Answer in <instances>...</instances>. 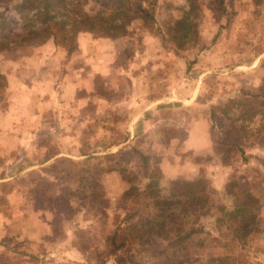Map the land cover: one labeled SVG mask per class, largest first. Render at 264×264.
I'll use <instances>...</instances> for the list:
<instances>
[{"label": "rangeland", "instance_id": "rangeland-1", "mask_svg": "<svg viewBox=\"0 0 264 264\" xmlns=\"http://www.w3.org/2000/svg\"><path fill=\"white\" fill-rule=\"evenodd\" d=\"M195 1L200 43L194 47L178 48L169 34L189 2L158 0L153 25L134 21L127 35L114 39L112 51L103 50L116 52L115 72L104 69L103 78L92 72L90 83L89 72L73 80L82 97L90 87L94 95L110 101L94 122L88 116L75 124L56 120L67 130L62 126L57 134L48 128L36 130L38 123L22 100L26 97L28 102L35 95L14 97L15 87L8 85L0 66L6 82L0 89V129L12 122L9 126L31 134L27 146L34 144L40 159L58 146L74 155L27 172L18 170L23 160L14 167L16 181L0 182V264H116L101 251L119 222L123 223L119 233L132 246L144 244L149 249L139 264H264V117L256 116L247 125L257 132L255 140L243 146L247 162L237 147L214 140L222 128L211 131L207 118L211 104L222 105L238 88L264 93V0ZM16 4L0 3V43L6 45L1 46L0 64H6L5 59L20 61L32 48L47 47L49 42L50 49L64 51L62 70L65 65L82 68L79 39L98 36L78 33L69 53L53 38L17 45L13 40L25 12ZM94 8L92 3L84 6L88 12ZM80 41L81 48H89V38ZM102 83L116 87L107 90ZM86 107L89 113V103ZM49 124L53 127L55 121ZM154 177H160L163 188L167 185L163 179L198 180L196 198L162 206L158 192L145 189ZM219 178L224 183L216 187ZM231 181L240 185L228 191ZM131 186L139 190L131 192ZM245 201L252 203L258 217L243 230V239L235 241L227 232L223 211ZM24 206L45 211L44 217L23 215ZM172 216L181 218L184 231L199 226L203 230L181 243L175 241L168 220Z\"/></svg>", "mask_w": 264, "mask_h": 264}, {"label": "trees", "instance_id": "trees-1", "mask_svg": "<svg viewBox=\"0 0 264 264\" xmlns=\"http://www.w3.org/2000/svg\"><path fill=\"white\" fill-rule=\"evenodd\" d=\"M11 1H16V9L19 8L25 12L22 15L23 24L16 39L13 40L15 44L29 45L53 38L60 41L68 53L75 47V43H72L80 32H89L99 38L116 39L127 35L128 28L134 21H142L144 25L150 27L155 23L154 14L158 2V0H0V3ZM187 1L189 9L169 28L170 37L177 43L178 48L190 45L194 47L200 43L198 25L193 17V11L197 4L195 0ZM259 1L254 0L255 3ZM87 3H92L96 8L89 12L86 11L84 6ZM1 46L6 45L4 42L0 43V50ZM202 48L203 45L200 49ZM5 85V76L0 72V89L5 88ZM208 110L207 118L211 122L210 130H215V126L222 128L220 136L213 139L223 146L237 147L241 152L243 162H247L248 158L243 148L255 140L257 133L250 130L247 125L256 116L264 117V93H253L247 89L238 88L233 95L224 100L222 105L211 104ZM223 119H226L227 123ZM214 133L212 136L215 135ZM160 180V177L150 178L145 189L158 192L159 202L164 204L162 206L176 201L182 202L181 198L191 199V201L196 198V188L200 181L180 178L163 179L167 182L163 188L160 186ZM236 184V181H231L227 186L228 191ZM239 185L237 184V186ZM137 190L139 189L135 186L129 188L131 192ZM248 195L252 197L250 193ZM137 196L138 194H136ZM257 214L249 201L237 202L225 208L223 219L231 238L241 241L245 235L243 230L249 223L257 220ZM168 220L173 225L175 241L180 243L191 237V234L203 230V227L199 226L184 231L181 218L172 216ZM122 224L119 222L117 228L105 238L104 249L101 253L106 257H112L116 264L125 261L139 264L141 258L149 253V249L144 244L132 246L125 237L121 236L119 226ZM150 254L152 255L153 252Z\"/></svg>", "mask_w": 264, "mask_h": 264}, {"label": "crops", "instance_id": "crops-1", "mask_svg": "<svg viewBox=\"0 0 264 264\" xmlns=\"http://www.w3.org/2000/svg\"><path fill=\"white\" fill-rule=\"evenodd\" d=\"M87 38H89V48H81L80 46H82L83 42L80 40H87ZM114 41V39L105 37L93 38L91 34H89V37H81L79 39L80 46L78 48V52L80 58H78V60L80 63H83L82 68H71L70 65H65L66 70H62L63 59L61 60L60 54L64 51L58 47L50 49L48 46L49 42L46 43L47 47L38 46L32 48L29 53H27L29 56L20 59V61L13 62L5 59L7 65L2 63L0 64L6 76L8 85L15 87L14 97H22L24 94L35 95V98L32 96L28 97V102L25 101L26 97L22 98V100L31 110L30 112L27 110V113L29 115H34L36 123H38V126L36 125L35 127L36 130H42L45 132L48 128L50 133L57 134V127L62 126L61 128L64 130H67V128L65 125H56V120L61 122H76L80 118L84 119L88 116L89 120L94 122L96 119L101 118L108 108V106L104 105L110 104L108 98L100 95L99 93L94 95L90 87L89 94L82 97V93L77 89V84H75L76 82L74 83L73 80L76 81L79 74L83 75L89 72L90 83L92 72L102 78L103 76L101 73L104 69H107V73L110 74L115 72V59L117 58L116 52L113 51L112 53H103V50L112 51L115 47ZM88 49L89 55L87 51ZM73 60L74 58L72 56L69 58L68 62L72 63ZM54 70L58 71V75L52 76V72ZM104 84L105 86L103 83L102 86H104L107 90L116 87L114 85L109 86L107 83ZM16 100H19V98H16ZM153 101L156 102L157 100L154 99ZM149 102H152V100ZM88 103L89 107L92 108L93 106V109L95 110L93 111L95 113H91V108L89 113L86 111ZM94 114L99 115L100 117L95 116ZM43 121H45V123L55 121V125L53 127H51V124L49 123L46 125L44 123L42 125ZM75 122H73V124H75ZM9 125H12V122H8L5 128L0 129V136L2 134V137H0V164H2L0 170V182L12 184L14 180L16 181L17 177L14 172V167L17 164L19 165L20 162L22 163L23 160H25V162L21 164L22 166L19 165L21 168L18 170H25V172H27L44 166L45 162H54L55 159L62 156L70 158L74 157V155L71 156L67 154L65 150L60 149L58 146V150L53 152V154L50 156L44 155L40 159L36 156V152H38V150H35L34 144H29L30 147L27 146V140L31 134L27 135L20 128ZM68 125L70 127L72 126V123ZM1 127L2 126L0 125V128ZM61 134L63 133L61 132ZM20 137L22 139L18 141ZM2 141H4L5 144H3ZM122 143L124 144V142H121L115 144V146L120 147V145L122 146ZM89 154L93 153L91 152ZM47 157L49 158L46 159ZM220 167L226 169V166L221 165ZM223 183V180L220 183L219 178L215 182V186L220 187ZM22 212L23 215H27L29 217L33 216L37 219H41V217H44L45 214V211L43 210L31 211L26 206L22 208ZM23 223L26 224V221ZM37 227L39 230L42 228L40 224H38ZM42 230H44V228H42Z\"/></svg>", "mask_w": 264, "mask_h": 264}]
</instances>
